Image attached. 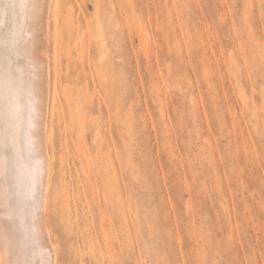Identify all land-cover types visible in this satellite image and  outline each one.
I'll use <instances>...</instances> for the list:
<instances>
[{"label":"rangeland","instance_id":"obj_1","mask_svg":"<svg viewBox=\"0 0 264 264\" xmlns=\"http://www.w3.org/2000/svg\"><path fill=\"white\" fill-rule=\"evenodd\" d=\"M62 14L58 264H264V0Z\"/></svg>","mask_w":264,"mask_h":264},{"label":"bare ground","instance_id":"obj_2","mask_svg":"<svg viewBox=\"0 0 264 264\" xmlns=\"http://www.w3.org/2000/svg\"><path fill=\"white\" fill-rule=\"evenodd\" d=\"M15 2L19 3V0H15ZM38 2L42 7L33 33L31 37L22 35L19 45V51L23 52L26 47L29 55L19 58L13 57L10 69L16 77L29 78V74L33 77L32 85L35 90L36 100L34 126L29 128L27 118L25 119V139L18 145L22 153L23 166L17 171V179L24 189H27L35 181V190L40 198L37 227L42 230V247L52 250L51 259L54 264H58L59 249H57V243L54 242L56 240L52 239L47 214H49V209L60 212L59 203L54 202L56 197H60V194H58L56 189L52 194L50 193V181L52 171L55 169L59 170L62 167V161L60 158H55L52 151L51 137L53 134L52 128L56 125L54 124L53 126V120L57 115H55L57 113L56 107L59 106L57 104L58 99H56L55 83L57 47L54 48V46L58 44L59 53L61 54L62 7L64 0H38ZM0 3H3V0H0ZM0 19H3V17H0ZM7 24L8 27L12 26V18L10 16L7 18ZM5 31L6 28L0 26V38L3 37ZM25 41L27 42L26 45ZM99 46V58L103 60L107 51L104 39L100 40ZM6 71H9L8 62L5 59L4 49L0 47V79L3 78ZM67 87L65 84L64 91H68ZM3 133L4 118L0 115V139H3ZM16 134L17 136L19 135L18 129ZM29 140L31 143H29ZM29 152L32 154L30 160L24 159ZM2 154L3 149H0V155ZM56 177L58 179L59 175L55 174L52 180L54 181ZM0 185H2V181H0ZM26 223H31L30 216L26 218ZM3 230L18 236L20 233V221H6L3 218L2 201H0V231ZM30 258L39 261L45 259L46 256L42 254L41 249H36ZM0 259H16L15 255L9 256L2 242H0Z\"/></svg>","mask_w":264,"mask_h":264},{"label":"snow or ice","instance_id":"obj_3","mask_svg":"<svg viewBox=\"0 0 264 264\" xmlns=\"http://www.w3.org/2000/svg\"><path fill=\"white\" fill-rule=\"evenodd\" d=\"M38 0H3L0 3V26L6 28L0 38V47L4 49L9 71L0 79V115L4 118L3 139H0V201H2L3 218L6 221H20L18 236L7 230L0 231V242L5 251L15 255L16 259H0V264H54L52 250L42 247V230L37 227L39 196L35 190V181L24 189L17 179V171L23 166L22 153L18 145L25 139L24 122L27 118L29 128L33 127L35 118V90L29 78L16 77L11 71L13 57L28 56L27 48L19 51L22 35L31 37L41 12ZM12 18L8 27L7 18ZM26 45V41L24 42ZM19 130L17 136L16 130ZM29 143L31 141L29 140ZM31 152L24 159L30 160ZM31 217V223L26 218ZM41 249L45 259L35 261L31 255ZM75 264V262H71Z\"/></svg>","mask_w":264,"mask_h":264}]
</instances>
